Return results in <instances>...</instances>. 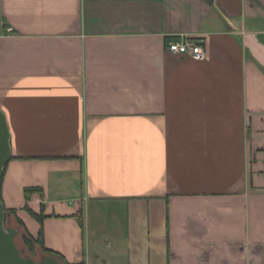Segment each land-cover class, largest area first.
I'll list each match as a JSON object with an SVG mask.
<instances>
[{"label":"crops","instance_id":"0c3cea01","mask_svg":"<svg viewBox=\"0 0 264 264\" xmlns=\"http://www.w3.org/2000/svg\"><path fill=\"white\" fill-rule=\"evenodd\" d=\"M0 109L61 264H264V0H0Z\"/></svg>","mask_w":264,"mask_h":264},{"label":"water","instance_id":"95a60500","mask_svg":"<svg viewBox=\"0 0 264 264\" xmlns=\"http://www.w3.org/2000/svg\"><path fill=\"white\" fill-rule=\"evenodd\" d=\"M10 159V131L6 115L0 109V264H61L53 256H44L39 261L23 256L16 243L18 229L6 226V209L2 201L1 189L5 169Z\"/></svg>","mask_w":264,"mask_h":264},{"label":"built area","instance_id":"2783aa9c","mask_svg":"<svg viewBox=\"0 0 264 264\" xmlns=\"http://www.w3.org/2000/svg\"><path fill=\"white\" fill-rule=\"evenodd\" d=\"M8 31L13 32V28H9ZM167 51L174 55L189 57L195 61H204L207 57L206 50L201 43H195L186 38L170 41Z\"/></svg>","mask_w":264,"mask_h":264},{"label":"trees","instance_id":"16d2710c","mask_svg":"<svg viewBox=\"0 0 264 264\" xmlns=\"http://www.w3.org/2000/svg\"><path fill=\"white\" fill-rule=\"evenodd\" d=\"M38 192H41V191L39 189H26L25 190L26 199L29 200V197L32 194L38 193ZM2 201H3V199H2ZM5 209H6V216H8V215H16V210L9 209L6 206H5ZM25 209L27 211H29L30 213H32V211L30 210V208L28 206H26ZM39 219H40V221H42L43 220V216H40ZM18 223L19 224H22L21 221H19V220H18ZM23 240H24L25 244L28 247H30L31 249L34 246H40V248L43 250V252H44L45 255L53 256V257L58 258V259H62V257L60 255H58V254H56V253H54L52 251H49V250L45 249L44 243H43V232H42V230L40 231V235H39V237L36 240L32 239L27 233H25L23 235Z\"/></svg>","mask_w":264,"mask_h":264},{"label":"rangeland","instance_id":"374dc122","mask_svg":"<svg viewBox=\"0 0 264 264\" xmlns=\"http://www.w3.org/2000/svg\"><path fill=\"white\" fill-rule=\"evenodd\" d=\"M6 226L7 227H11V228H15V229H19V234L16 238V243H17V246L19 248V250L22 252L23 256L25 257H32L33 259H35L36 261H39L42 256H43V253L40 251L39 247L38 246H34L32 249L30 247H28L24 240H23V235L25 234L23 229L18 226V224L14 221H10V218H8L6 216ZM104 244L107 245V243L104 242Z\"/></svg>","mask_w":264,"mask_h":264}]
</instances>
